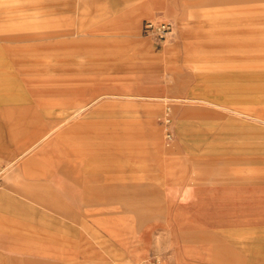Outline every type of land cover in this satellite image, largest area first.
I'll return each instance as SVG.
<instances>
[{"label":"rangeland","instance_id":"1","mask_svg":"<svg viewBox=\"0 0 264 264\" xmlns=\"http://www.w3.org/2000/svg\"><path fill=\"white\" fill-rule=\"evenodd\" d=\"M0 22L2 143L62 125L0 155V264H264V0H0ZM100 174L120 199H90Z\"/></svg>","mask_w":264,"mask_h":264},{"label":"crops","instance_id":"2","mask_svg":"<svg viewBox=\"0 0 264 264\" xmlns=\"http://www.w3.org/2000/svg\"><path fill=\"white\" fill-rule=\"evenodd\" d=\"M22 14V13H20ZM7 27V24L6 23H3V22H0V32H4V28ZM7 30V29H6ZM12 37V35L10 34H6V33H0V41L2 40H5V41H10L9 38ZM13 38V37H12ZM24 61V60H23ZM26 62V61H24ZM40 85V84H39ZM38 82L35 83L32 87V89H39L40 91L42 90L43 92H53L55 94H60V95H66L67 97L71 96L72 95V90L71 89H64L66 90V92H62V90H60V88L58 87H48V86H44L42 85L41 87H38ZM63 90V91H64ZM101 99V98H99ZM68 102V106H71V103H70V99L66 100ZM88 108V105L83 107L82 110H80V112L82 111H85V109ZM79 112V113H80ZM62 127V125H56L54 127H52V129L50 128V130L48 128H46L43 133L41 134H38V135H41L39 138H36V136L34 138H30L31 140H28V141H25L24 142V137L28 136L29 132L27 131H22V130H18L19 132L17 133V131L14 132L15 136L17 135V140L15 141L14 139H10V143L8 144H3L1 139H0V155L4 156V157H8L9 155H11L14 150H19V151H22L20 152V159H23L25 157H27L28 155H30L33 151H35L42 143H44L45 141H47L51 136H53L60 128ZM32 130H30L31 132ZM35 132H32L31 134L33 135ZM8 136H14L12 132L8 133ZM36 138V139H35ZM35 139V140H34ZM33 141V142H32ZM30 142H32V144H30ZM32 160V159H31ZM28 160L24 163V169H26V173L27 174H30V171H31V167H30V164H34V160ZM0 162L2 163H11V161L7 160V161H4V160H0ZM85 168L88 169L89 167V163L87 164H84ZM108 171H103V173H106ZM12 173L9 172L7 174V176H9L10 174ZM7 176L4 178V181H3V184L5 182V179L7 178ZM118 175L116 174V177H114L111 182L109 181L111 178L108 177V175H105L103 176L102 174L99 175V177L95 180L97 183L99 182V186L97 188V193L92 197H90V199L93 201H98L99 198L102 199L103 198V191L105 192L104 194V198H108L110 200H118L121 198V196L119 194H116L114 196H108L107 192H108V189H109V186H111L113 188L114 191H118ZM2 189H3V185H2ZM1 189V190H2ZM89 199V197H88ZM68 216L69 217H73L75 216L73 213H68ZM49 238H54L53 235L49 236ZM54 247V244L51 245L50 248ZM25 253L27 254H31V255H41V256H44V252L41 253L39 251H26Z\"/></svg>","mask_w":264,"mask_h":264},{"label":"built area","instance_id":"3","mask_svg":"<svg viewBox=\"0 0 264 264\" xmlns=\"http://www.w3.org/2000/svg\"><path fill=\"white\" fill-rule=\"evenodd\" d=\"M143 33L148 36H155L160 40L167 39L169 35L173 33V27L170 23H154L151 21H146L143 25ZM14 164L12 163H2L0 162V190L2 189L4 178L9 172H11Z\"/></svg>","mask_w":264,"mask_h":264},{"label":"bare ground","instance_id":"4","mask_svg":"<svg viewBox=\"0 0 264 264\" xmlns=\"http://www.w3.org/2000/svg\"><path fill=\"white\" fill-rule=\"evenodd\" d=\"M167 123H169V122H167Z\"/></svg>","mask_w":264,"mask_h":264}]
</instances>
